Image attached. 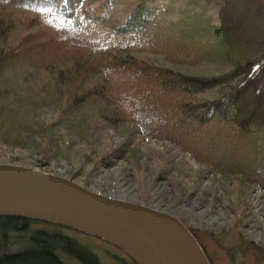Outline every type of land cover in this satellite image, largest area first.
<instances>
[{"label":"trees","instance_id":"1","mask_svg":"<svg viewBox=\"0 0 264 264\" xmlns=\"http://www.w3.org/2000/svg\"><path fill=\"white\" fill-rule=\"evenodd\" d=\"M210 2L0 0V145L55 156L101 121L127 123L264 194V94L241 26L214 23ZM43 108L56 118L40 122ZM235 236L246 255L249 242ZM95 242L136 264L89 233L0 214V264H106Z\"/></svg>","mask_w":264,"mask_h":264},{"label":"rangeland","instance_id":"2","mask_svg":"<svg viewBox=\"0 0 264 264\" xmlns=\"http://www.w3.org/2000/svg\"><path fill=\"white\" fill-rule=\"evenodd\" d=\"M208 12L216 24L241 26L247 57L255 63L252 78L264 94V0H211ZM56 115L55 109L43 108L40 122ZM130 126L111 130L101 121L89 141L74 137L55 156L0 145V163L40 169L106 196L170 213L193 230L211 264H264V194L236 176L206 171L166 140L130 133ZM235 233L249 242L242 247L244 256L235 249ZM94 244L106 264H120L112 259L119 257L117 252Z\"/></svg>","mask_w":264,"mask_h":264},{"label":"water","instance_id":"3","mask_svg":"<svg viewBox=\"0 0 264 264\" xmlns=\"http://www.w3.org/2000/svg\"><path fill=\"white\" fill-rule=\"evenodd\" d=\"M0 214L89 233L113 244L136 264H209L201 246L172 214L31 167L0 163Z\"/></svg>","mask_w":264,"mask_h":264},{"label":"bare ground","instance_id":"4","mask_svg":"<svg viewBox=\"0 0 264 264\" xmlns=\"http://www.w3.org/2000/svg\"><path fill=\"white\" fill-rule=\"evenodd\" d=\"M35 169V168H34ZM38 170H40V169H38ZM42 171V170H41ZM45 172V171H44ZM53 174V173H52ZM59 176V175H58ZM62 177V176H61ZM75 182V181H74ZM77 183V182H76ZM78 184H80V183H78ZM81 185V184H80ZM83 186V185H82ZM187 229V228H186ZM188 230V229H187ZM189 231V230H188Z\"/></svg>","mask_w":264,"mask_h":264}]
</instances>
